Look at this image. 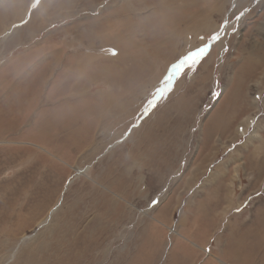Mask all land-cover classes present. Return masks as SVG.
Instances as JSON below:
<instances>
[{
  "label": "rangeland",
  "instance_id": "rangeland-1",
  "mask_svg": "<svg viewBox=\"0 0 264 264\" xmlns=\"http://www.w3.org/2000/svg\"><path fill=\"white\" fill-rule=\"evenodd\" d=\"M33 4L0 0V264H264V0Z\"/></svg>",
  "mask_w": 264,
  "mask_h": 264
},
{
  "label": "snow or ice",
  "instance_id": "snow-or-ice-1",
  "mask_svg": "<svg viewBox=\"0 0 264 264\" xmlns=\"http://www.w3.org/2000/svg\"><path fill=\"white\" fill-rule=\"evenodd\" d=\"M40 0H34L33 7H36L39 5ZM240 15H243V12L240 13ZM224 24H227V21L224 22ZM211 40H219L220 34L219 32L214 33L211 37ZM203 40V38H202ZM210 48V43L207 41H204L202 46H197L195 50H190L186 54H184L181 58H178L176 62H173L170 66V71L167 72L165 77V86L164 87H158L155 91V95L148 101V107L145 109V112L150 111L152 108L156 106L158 101L160 99H163L166 97V95L172 91L174 87V80L179 76L183 75L182 69L185 68V66H188L190 69L195 68L200 61L207 55ZM113 55H116L117 52L115 49L111 50ZM215 96H219L220 93L216 92L214 93ZM158 201H153V203H157Z\"/></svg>",
  "mask_w": 264,
  "mask_h": 264
},
{
  "label": "bare ground",
  "instance_id": "bare-ground-1",
  "mask_svg": "<svg viewBox=\"0 0 264 264\" xmlns=\"http://www.w3.org/2000/svg\"><path fill=\"white\" fill-rule=\"evenodd\" d=\"M54 209H56V208H54ZM53 210V209H52ZM51 211V210H50ZM49 211V212H50ZM51 213V212H50ZM48 217V216H47ZM47 217L40 223V224H43L46 220H47ZM13 231V230H12Z\"/></svg>",
  "mask_w": 264,
  "mask_h": 264
}]
</instances>
